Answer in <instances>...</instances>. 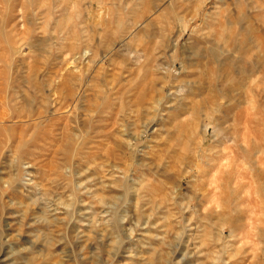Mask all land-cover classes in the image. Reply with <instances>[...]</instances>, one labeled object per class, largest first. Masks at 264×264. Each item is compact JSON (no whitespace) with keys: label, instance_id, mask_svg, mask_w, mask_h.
<instances>
[{"label":"rangeland","instance_id":"1","mask_svg":"<svg viewBox=\"0 0 264 264\" xmlns=\"http://www.w3.org/2000/svg\"><path fill=\"white\" fill-rule=\"evenodd\" d=\"M109 2L0 0V23L15 26L33 46V54L24 58L21 83L9 86L6 95L0 87V117L7 105L22 125L20 138L32 136L30 147L37 149L57 136L62 141L86 131L81 154L128 166L137 187L143 186L136 203L144 212L142 218L137 212V219L148 225L143 231L155 246L166 229L178 225L181 206L190 203L201 221L192 230L193 247L204 244L199 264H264V72H248L250 64L264 63V40H250L242 26L234 25L231 0H192L181 44L191 37L212 59L182 74L180 80L194 81L196 90L161 105L157 114L150 111L155 90L164 85L165 93L175 94L182 85L175 77L165 84L159 79L164 73L137 64L143 57L133 55L136 43L130 36L120 38L127 21L105 7ZM139 2L146 7L154 0ZM154 24L144 15L137 33L143 36ZM178 33L177 27L173 36ZM147 47L141 42L139 51ZM205 65L210 70L201 75ZM133 109L138 116L126 119ZM146 121L154 127L136 146L137 124L143 127ZM8 181L5 172L0 234L23 233L37 210L29 207L26 190ZM249 190L261 201L256 214L245 201ZM190 216L183 213L185 223ZM80 228L91 232L92 221H80ZM186 239H191L187 233Z\"/></svg>","mask_w":264,"mask_h":264},{"label":"clouds","instance_id":"2","mask_svg":"<svg viewBox=\"0 0 264 264\" xmlns=\"http://www.w3.org/2000/svg\"><path fill=\"white\" fill-rule=\"evenodd\" d=\"M191 6L192 0H154L146 7L139 0L127 4L124 0H110L105 5L127 21V32L120 38L130 36L131 42L136 43L137 52L133 55L143 57L137 64L147 66L148 71L164 73L159 79L165 84L175 77L182 85L175 94L172 89L165 93L164 85L155 90L157 95L150 111L157 114L161 105L167 107L182 99L185 91L194 92L195 82L181 81V75L199 61L212 59V53L192 44L191 37L181 44L180 36L191 23L188 19ZM228 10L234 25L242 26L247 38L264 40V0H231ZM144 15L157 24L140 36L137 29L141 28ZM177 27L179 33L174 37ZM141 42L148 45L142 53ZM32 47L15 26L10 28L7 23H0V87L5 95L9 86L21 83L27 63L24 58L33 54ZM209 70L205 65L201 75ZM256 71L264 72V63L249 65V73ZM121 114L124 115L123 111ZM133 116H138L134 109L125 118ZM137 127L136 146L144 143L140 137L148 135L150 125L146 121L143 127L139 124ZM21 128L20 121L12 119L6 105L0 117V176L7 172L9 183L18 182L31 201L29 207L37 211L27 231L0 234V264H199L198 253L204 244L193 247L197 237L192 235V230L199 229L201 221L190 203L181 206L178 225L165 230L157 247L143 231L148 225L137 219V212L141 218L144 212L136 203L137 192L143 186L137 187L139 182L128 166L120 167L113 165L111 159L97 160L81 154L80 149L89 138L84 130L62 141L57 136L37 149L30 147L32 136L20 138ZM125 143L129 153L134 154L132 142ZM112 189L118 190V194H108ZM96 209L100 212L96 213ZM184 212L191 213L186 223ZM85 219L92 221L89 233L80 228V221ZM186 233L191 239H186ZM174 253L179 255L178 260L174 259Z\"/></svg>","mask_w":264,"mask_h":264},{"label":"bare ground","instance_id":"3","mask_svg":"<svg viewBox=\"0 0 264 264\" xmlns=\"http://www.w3.org/2000/svg\"><path fill=\"white\" fill-rule=\"evenodd\" d=\"M150 120H152V119H150ZM148 124L150 125V127H148V130H151L154 126H153V122L152 121H148ZM247 194V196L246 195H244V196H246V198H245V201L249 204V206H252V208L253 209H251V212L253 213V214H256L257 212H258V208L260 207V203H261V201H260V199H259V196H257L258 195V193H256V192H254V191H252V190H249L248 192H246ZM251 208V207H250ZM259 214V213H258ZM251 218H249V221H252V220H250ZM251 224V223H250ZM255 228V226H254V224L252 223L251 224V226L249 227V229L250 230H252V229H254Z\"/></svg>","mask_w":264,"mask_h":264}]
</instances>
